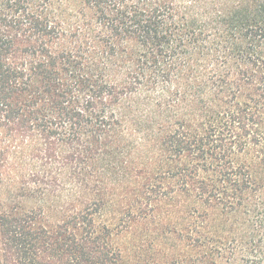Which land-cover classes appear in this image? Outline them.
<instances>
[{
	"label": "trees",
	"instance_id": "obj_1",
	"mask_svg": "<svg viewBox=\"0 0 264 264\" xmlns=\"http://www.w3.org/2000/svg\"><path fill=\"white\" fill-rule=\"evenodd\" d=\"M0 137V264H264V0H0Z\"/></svg>",
	"mask_w": 264,
	"mask_h": 264
},
{
	"label": "rangeland",
	"instance_id": "obj_2",
	"mask_svg": "<svg viewBox=\"0 0 264 264\" xmlns=\"http://www.w3.org/2000/svg\"><path fill=\"white\" fill-rule=\"evenodd\" d=\"M1 138V137H0ZM6 138L0 139V147L4 148L6 156L5 183L4 186L15 188L28 181L33 168V149L34 142L25 138ZM112 213H106L104 218H110Z\"/></svg>",
	"mask_w": 264,
	"mask_h": 264
}]
</instances>
